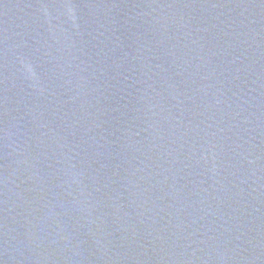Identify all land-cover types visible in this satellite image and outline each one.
I'll return each mask as SVG.
<instances>
[{
	"label": "water",
	"instance_id": "obj_1",
	"mask_svg": "<svg viewBox=\"0 0 264 264\" xmlns=\"http://www.w3.org/2000/svg\"><path fill=\"white\" fill-rule=\"evenodd\" d=\"M0 264H264V0H0Z\"/></svg>",
	"mask_w": 264,
	"mask_h": 264
}]
</instances>
